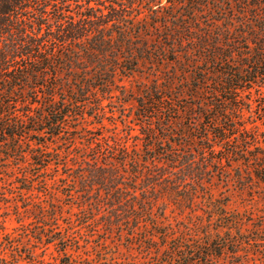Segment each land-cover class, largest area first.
I'll return each instance as SVG.
<instances>
[{"label":"trees","instance_id":"trees-1","mask_svg":"<svg viewBox=\"0 0 264 264\" xmlns=\"http://www.w3.org/2000/svg\"><path fill=\"white\" fill-rule=\"evenodd\" d=\"M141 72L153 76L133 98L142 147L80 137ZM255 90L264 106V0H0V172L27 156L71 170L58 150L83 140L92 155L69 174V196L105 230L165 247L180 264L215 260L225 246L200 227L175 230L168 206L195 211L215 176L264 183V134L244 114ZM224 206L211 215L237 230ZM57 264L92 263L65 252Z\"/></svg>","mask_w":264,"mask_h":264},{"label":"rangeland","instance_id":"rangeland-1","mask_svg":"<svg viewBox=\"0 0 264 264\" xmlns=\"http://www.w3.org/2000/svg\"><path fill=\"white\" fill-rule=\"evenodd\" d=\"M141 70L144 71L145 68L142 67ZM152 78V75L141 72L125 80L124 86L116 91L112 102L104 100L106 114L101 125L88 121L89 126L85 125L88 132L81 129L78 130V135H87L97 141L102 139L105 148L108 147L107 141L110 144L113 141L128 144L130 148L134 144L142 147L140 126L132 122V115L136 110L133 98L137 97L146 84L151 83ZM262 91L255 90L251 96L248 95L254 102L244 114L247 127H254V130L264 134V106L260 105L259 100V95L263 97ZM75 123L77 122H73V125ZM75 143V149H66L68 145L64 144L62 147L65 149L58 150L61 153L60 163H68L73 167L71 170L62 168L63 164H52L50 168L43 169L32 165L31 157L27 156L21 162H10L4 172H0V264L26 263L29 259L40 260L44 264H57L65 252L77 261L87 259L92 264L183 262L179 257L170 258L167 252H163L165 247L159 252L154 251V248L150 251L147 246L151 245L141 244L137 238L131 239L125 231L121 234L115 230H105L100 214L81 210V200L76 196H69L73 188L66 184L71 183L72 176L69 174L74 173L73 169L90 149H82L83 140L77 139ZM61 144L62 141H59L58 145ZM52 145L51 147H55L57 144ZM57 162L59 161L56 160ZM226 170L234 174L231 168L227 167ZM212 179L206 183L205 190L208 194L201 192L204 197L198 199L195 211L181 213L175 206H168L166 212L173 228L177 230L190 227L193 228V233H197L200 227L203 232L210 231V240L226 247L215 260L200 259V262L197 261L199 264H264V241L261 240L264 238V183L258 182L256 178L253 179L255 183L250 186L234 180L227 181L225 178L219 180L217 176ZM220 203H225L224 208L229 213L230 220H235L234 217L239 219L237 230L224 228L227 220L211 215L210 210L216 211L213 208ZM79 216L83 220H86L84 217H90L93 221L82 224V221L77 220ZM54 223L60 225L58 230L53 228ZM58 231L61 234L56 233ZM51 235L58 240L52 242ZM63 235L69 237L65 242L59 240ZM62 249H65L64 252ZM183 253L184 251L178 254Z\"/></svg>","mask_w":264,"mask_h":264}]
</instances>
